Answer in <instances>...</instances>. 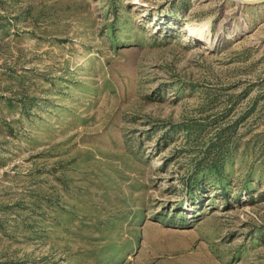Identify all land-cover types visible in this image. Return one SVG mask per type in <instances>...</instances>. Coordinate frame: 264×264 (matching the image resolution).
<instances>
[{
  "label": "rangeland",
  "instance_id": "obj_1",
  "mask_svg": "<svg viewBox=\"0 0 264 264\" xmlns=\"http://www.w3.org/2000/svg\"><path fill=\"white\" fill-rule=\"evenodd\" d=\"M0 264H264V3L0 0Z\"/></svg>",
  "mask_w": 264,
  "mask_h": 264
},
{
  "label": "water",
  "instance_id": "obj_2",
  "mask_svg": "<svg viewBox=\"0 0 264 264\" xmlns=\"http://www.w3.org/2000/svg\"><path fill=\"white\" fill-rule=\"evenodd\" d=\"M234 1L244 6H254L264 3V0H249V1L234 0Z\"/></svg>",
  "mask_w": 264,
  "mask_h": 264
}]
</instances>
